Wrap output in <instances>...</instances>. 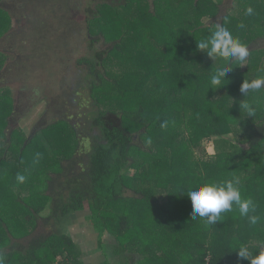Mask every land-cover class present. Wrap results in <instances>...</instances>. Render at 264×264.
Wrapping results in <instances>:
<instances>
[{
	"label": "trees",
	"instance_id": "trees-1",
	"mask_svg": "<svg viewBox=\"0 0 264 264\" xmlns=\"http://www.w3.org/2000/svg\"><path fill=\"white\" fill-rule=\"evenodd\" d=\"M245 1L235 0L221 13L223 4L216 0H159L153 2L154 12L137 15L121 11L136 0H100L97 13L87 19L95 35L88 46L93 56L77 61L86 67L87 80L76 94L88 112L76 114L79 120L73 109L35 130L32 139L19 125L6 132L20 107L5 87L8 93H0V142L6 149L0 152L4 264H92L93 254H99L97 264H250L238 257L239 248L248 247L249 259L262 251L264 88L248 95L240 88L245 78L264 76V48L254 47L264 27L256 19L259 10L251 17L244 14ZM0 2L1 42L10 28L6 17L13 13L6 8L9 3ZM219 17L221 22H215ZM186 18L193 22L184 25ZM241 22L244 29L238 28ZM217 24L246 45L249 56L243 65L233 62L224 86L213 90L210 77L226 62L208 57L197 41L209 37ZM132 29L138 42L129 49ZM101 42L129 52L132 75L109 69L111 47L95 50ZM5 53L0 49V75L7 70L2 68ZM243 102L255 107L254 117L241 109ZM76 103L71 99L72 107ZM165 120L169 126L162 129ZM18 173L26 177L22 184ZM230 179L239 181L242 199L256 203L250 215L260 216V222L249 225L235 206L214 225L206 218L192 220L187 191ZM82 214L99 233L98 249L88 259L67 248L73 245L68 234L46 238L39 231L29 237L39 221L57 224Z\"/></svg>",
	"mask_w": 264,
	"mask_h": 264
},
{
	"label": "rangeland",
	"instance_id": "rangeland-1",
	"mask_svg": "<svg viewBox=\"0 0 264 264\" xmlns=\"http://www.w3.org/2000/svg\"><path fill=\"white\" fill-rule=\"evenodd\" d=\"M7 1L10 5L7 4L6 8L12 11L13 16L11 15V18L6 17L7 21H11L10 28H7L11 36L9 35L6 41L0 42V49L6 52V60L2 68L4 70L7 68L6 72L3 71L0 75V93L5 95V93H8L5 87H9L13 101L20 108L18 111H14L15 114L18 112V114L14 115V118L10 116L8 120L9 129L6 132L8 133L10 129L19 125L23 129H27L28 137H31V135L33 137L36 133L35 130L40 131L47 124L67 116V112L73 111V109L75 110V117L80 120V115L76 116V114L88 112V110H85L83 105L80 106L83 97L77 96L76 92L80 83L85 85L87 70L83 65H77V61L83 57L93 56L88 46L89 41L95 35L89 32L87 19L97 13V5L99 4L97 2H100V0ZM234 1L224 0L223 2V0H216V2L223 4L221 13L232 9ZM153 2L158 4L159 0H136V2L132 3L133 5L131 4L132 6L122 7L121 11L124 13L135 11L137 15L139 14L138 11L143 13L145 9L154 12ZM244 3L255 7V12L259 10L258 13L260 15L256 13V19L258 24L264 27V0H256L255 2L254 0L250 2L246 0ZM22 15L25 16L24 20H22ZM220 20L221 17L215 19V22H221ZM192 22V19L186 18L184 25H189ZM203 22L208 25L206 19ZM253 34L258 36L259 33L254 31ZM130 35L131 40L128 42L127 48L132 49L138 40L133 29ZM263 35L259 34L260 39L255 43V48H264ZM100 40L103 42V39ZM102 42L95 47V50L111 47L110 57L108 58L109 69L114 73L132 75L133 72L129 68L131 61L129 52L114 50L117 47L111 44L113 42H109L108 46L104 44L103 46ZM67 47L71 48H68L67 52H65ZM2 85H4V91H2ZM82 93H80L81 96L84 94ZM71 99L78 102L76 107L70 105ZM48 106L53 107L54 110L52 112L46 111ZM29 117L31 118L29 119ZM85 121L86 115L84 116ZM52 139L54 144H57L56 140L58 138L53 137ZM45 142L48 141L43 143ZM205 145L207 150L213 154L212 143L207 142ZM5 150L4 145L0 142V152ZM55 159L56 157L51 158V165L54 164ZM47 214L48 212L44 213V215ZM83 216L87 215L82 214L81 217L69 215L62 218L61 222L57 224L52 222L45 224L43 221H39L37 229L29 237L39 231L46 238L53 235L68 234L72 237L73 245L67 248L78 251L82 256L81 259L83 257L88 259V254H93L98 249L97 237L99 233H96L95 230L93 231V228H91L92 222ZM29 234L30 232L27 235ZM103 237L106 238L108 235L104 234ZM109 239L114 241L112 238ZM259 248L264 250V245L262 247L259 246ZM97 257H99V254L90 256V259H92L90 263L97 264L95 260ZM57 260L60 262L62 258H57Z\"/></svg>",
	"mask_w": 264,
	"mask_h": 264
},
{
	"label": "clouds",
	"instance_id": "clouds-1",
	"mask_svg": "<svg viewBox=\"0 0 264 264\" xmlns=\"http://www.w3.org/2000/svg\"><path fill=\"white\" fill-rule=\"evenodd\" d=\"M244 14L251 17L255 14V10L252 6H247L244 9ZM245 27L246 25L243 22L238 25L240 29ZM7 33L8 35H6ZM6 34L8 38L10 35L9 31ZM197 47L199 50L206 52L208 57L214 61L219 57L226 62L223 67L217 68L210 77V85L213 90L224 86L223 81L227 80L225 79L226 74L232 71L231 64L233 62L243 65L249 56L248 47L241 43L238 38H234L227 28L219 24L216 25L215 31L209 37L197 41ZM262 88H264V76H260L251 82L246 79L241 85L240 91L248 95L250 91H259ZM240 107L247 112L249 117L256 115V109L252 105L243 102ZM168 126L169 121L167 120L160 124L162 129H167ZM148 143H151L150 139ZM40 156L41 154L37 153L36 159L39 160ZM16 179L18 183L22 184L25 182L26 177L18 173ZM238 184V180L230 179L225 180L223 183H205L202 186H198L195 190H188L186 195L191 201V219L206 218L205 222L207 225H214L220 221L222 213L233 211L235 206L241 216L247 217L249 225H257L261 217L250 215V212L255 213L257 211V205L251 198L242 199ZM237 252L240 259L248 260L250 264H264V250L251 259H249L250 252L247 246L242 245ZM0 264H4L2 257H0Z\"/></svg>",
	"mask_w": 264,
	"mask_h": 264
},
{
	"label": "flooded vegetation",
	"instance_id": "flooded-vegetation-1",
	"mask_svg": "<svg viewBox=\"0 0 264 264\" xmlns=\"http://www.w3.org/2000/svg\"><path fill=\"white\" fill-rule=\"evenodd\" d=\"M4 3H8V1L7 0H4L3 1ZM8 5H10V3L8 4ZM25 19V16L24 15H22V20H24ZM18 21V20H17Z\"/></svg>",
	"mask_w": 264,
	"mask_h": 264
}]
</instances>
